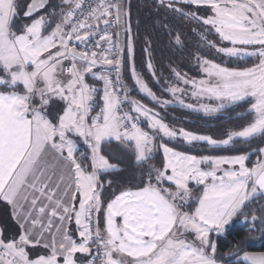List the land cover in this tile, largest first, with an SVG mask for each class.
Returning <instances> with one entry per match:
<instances>
[{"label":"snow or ice","instance_id":"obj_1","mask_svg":"<svg viewBox=\"0 0 264 264\" xmlns=\"http://www.w3.org/2000/svg\"><path fill=\"white\" fill-rule=\"evenodd\" d=\"M148 7L170 47L195 33L198 76L158 70L151 36L138 71L130 0H0V264H264L219 251L234 222L264 243V0Z\"/></svg>","mask_w":264,"mask_h":264},{"label":"trees","instance_id":"obj_2","mask_svg":"<svg viewBox=\"0 0 264 264\" xmlns=\"http://www.w3.org/2000/svg\"><path fill=\"white\" fill-rule=\"evenodd\" d=\"M151 0H130L131 4V24L133 34L135 36V62L138 71H141L145 77H148V72L145 67L146 57L143 52L145 36H151L153 63L158 70L167 72L169 62L180 67L182 71L188 72L190 75L198 76L199 73L194 70L193 62L190 59V54H194L196 47V36L191 31L190 27L180 26L179 30L183 32L191 47H186L183 50L170 47V41L166 33L162 32L155 22L153 10L148 7ZM208 55H213L208 53ZM127 54L125 52V62L127 63ZM219 61V57H214ZM250 66V65H248ZM167 74V73H166ZM127 75V73H126ZM131 83L130 77H128ZM147 103V101H145ZM243 111V109H241ZM169 122H175L193 132L201 134H210L215 138H222L227 129L233 127L237 121L235 114L225 113L223 116L205 117L201 113H190L185 110L170 109L167 114ZM177 147H180L177 145ZM195 152H207L208 149H195ZM4 213H0V222L6 221ZM247 226L236 223L230 230L229 234L219 240V251L221 255L229 252L230 248L240 240H258L260 232L254 230L248 232ZM249 252H264V243L259 239L257 246H245Z\"/></svg>","mask_w":264,"mask_h":264},{"label":"rangeland","instance_id":"obj_3","mask_svg":"<svg viewBox=\"0 0 264 264\" xmlns=\"http://www.w3.org/2000/svg\"><path fill=\"white\" fill-rule=\"evenodd\" d=\"M165 74L167 72H164ZM146 79L152 83V78L150 76V74L148 73V77H146ZM153 88L157 91L158 94H160V89H159V86L158 85H155L154 83L152 84ZM202 114V113H201ZM209 151V150H208ZM255 159V157H253V160ZM3 212L2 208H0V213ZM237 222H234L233 225L229 228V230L236 224ZM258 242H259V239L258 240H248V243L247 245L248 246H257L258 245ZM251 253H257V252H251Z\"/></svg>","mask_w":264,"mask_h":264},{"label":"crops","instance_id":"obj_4","mask_svg":"<svg viewBox=\"0 0 264 264\" xmlns=\"http://www.w3.org/2000/svg\"><path fill=\"white\" fill-rule=\"evenodd\" d=\"M2 210H3V212L2 213H4L5 214V217H7V214L5 213V211H4V209L2 208Z\"/></svg>","mask_w":264,"mask_h":264},{"label":"water","instance_id":"obj_5","mask_svg":"<svg viewBox=\"0 0 264 264\" xmlns=\"http://www.w3.org/2000/svg\"><path fill=\"white\" fill-rule=\"evenodd\" d=\"M126 2H127V0H126ZM122 39H123V37H122Z\"/></svg>","mask_w":264,"mask_h":264}]
</instances>
